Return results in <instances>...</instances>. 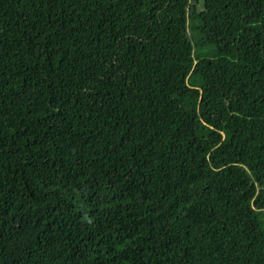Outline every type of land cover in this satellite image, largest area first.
Wrapping results in <instances>:
<instances>
[{"label": "trees", "instance_id": "obj_1", "mask_svg": "<svg viewBox=\"0 0 264 264\" xmlns=\"http://www.w3.org/2000/svg\"><path fill=\"white\" fill-rule=\"evenodd\" d=\"M0 264H264V0H0Z\"/></svg>", "mask_w": 264, "mask_h": 264}]
</instances>
